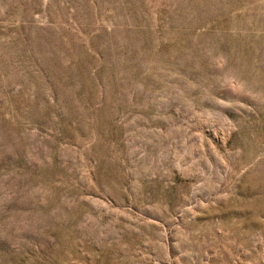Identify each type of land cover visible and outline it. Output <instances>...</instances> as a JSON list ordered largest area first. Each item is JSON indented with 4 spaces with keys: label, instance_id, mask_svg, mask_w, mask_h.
<instances>
[{
    "label": "rangeland",
    "instance_id": "1",
    "mask_svg": "<svg viewBox=\"0 0 264 264\" xmlns=\"http://www.w3.org/2000/svg\"><path fill=\"white\" fill-rule=\"evenodd\" d=\"M0 264H264V0H0Z\"/></svg>",
    "mask_w": 264,
    "mask_h": 264
}]
</instances>
